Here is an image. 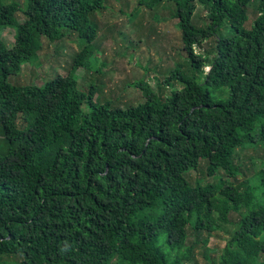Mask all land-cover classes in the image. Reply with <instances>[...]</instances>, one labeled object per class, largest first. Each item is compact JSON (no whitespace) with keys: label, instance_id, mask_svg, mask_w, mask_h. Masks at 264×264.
I'll return each mask as SVG.
<instances>
[{"label":"trees","instance_id":"1","mask_svg":"<svg viewBox=\"0 0 264 264\" xmlns=\"http://www.w3.org/2000/svg\"><path fill=\"white\" fill-rule=\"evenodd\" d=\"M106 1L26 0L19 22L18 2L0 0V259L196 264V249L208 252L231 226L215 264H264V160L253 174L255 160L242 158L264 156V0L250 28L252 0H140L141 10L173 8L181 46L159 88L134 83L147 100L139 106L96 103L71 74L9 81L44 37L94 43L92 15ZM91 52L81 50L75 67Z\"/></svg>","mask_w":264,"mask_h":264},{"label":"rangeland","instance_id":"2","mask_svg":"<svg viewBox=\"0 0 264 264\" xmlns=\"http://www.w3.org/2000/svg\"><path fill=\"white\" fill-rule=\"evenodd\" d=\"M4 1L18 2L20 10L16 13V18L19 22L24 20L22 11L26 7V0ZM257 1L252 0L249 6V21L246 25L248 28L256 16ZM139 3L140 0H107L108 7L92 15V23L99 27V36L92 44L86 38L70 32H66L65 37L58 41L41 38L42 49L29 62L23 64L19 74L11 75L9 81L20 85H43L58 75L71 74L78 81L79 90L85 93L95 92L96 103L111 104L114 108L122 109L146 103L143 92L134 83L146 81L156 89L159 88V80L164 81L174 68L175 62L180 60L177 54L181 46V32L177 28V20L171 18L173 8L168 3H161L156 9L142 6V10L138 9ZM203 13L204 10L199 7L196 18L203 17ZM198 24L201 25V22ZM15 32V27H8L3 32V38L9 46L14 43ZM86 47L93 52L84 60L83 65L75 67L78 53ZM87 109L88 106L84 105V110ZM2 147L4 141L0 129V148ZM260 155L263 152L249 150L242 154L243 160L246 157L255 160L254 167H250L253 174L264 160V156L258 159ZM204 171H194L188 177L193 183ZM253 174L249 173L248 176ZM206 180V183L212 181L211 178ZM235 218L234 214L231 215V219ZM232 229L227 226L216 232L210 238L208 252L198 247L196 264H215ZM206 237L207 233H204L201 239ZM193 240V237L190 238L189 243ZM205 253H208L211 260L205 257ZM19 259L20 255H12L1 258L0 262L4 260V264H19Z\"/></svg>","mask_w":264,"mask_h":264}]
</instances>
